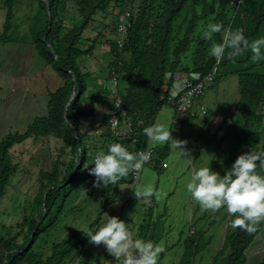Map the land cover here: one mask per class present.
<instances>
[{"label": "rangeland", "instance_id": "rangeland-1", "mask_svg": "<svg viewBox=\"0 0 264 264\" xmlns=\"http://www.w3.org/2000/svg\"><path fill=\"white\" fill-rule=\"evenodd\" d=\"M4 1L0 0V34L5 17ZM38 1H13L10 34L21 42L0 44V141L7 135L24 132L33 118L45 116L49 93L62 85V81L37 56L34 48V36L47 21L46 12L38 7ZM162 1L153 0L152 16L160 11ZM240 1L239 7L229 5L226 9L227 28L240 29L247 34L259 0ZM62 3L64 26H77L81 20L76 15L74 0H62ZM218 3L219 0H189L176 17L172 47L184 34L191 17L196 18L192 43L181 58L183 67L191 70L212 57L210 50L215 44L214 40H204L202 32L209 23H214ZM132 4L135 11L139 1ZM101 14L95 15L82 35V49L91 46V54L78 61L82 73L87 76L88 85L83 98L88 113L81 118L82 145L87 148L86 162L71 185L70 193L65 190L57 200L48 218L51 225L34 245L32 252L44 259L50 253L52 244L66 239L74 231L87 233L97 230L106 222L108 215L128 223L134 239H142L140 228L147 229V237L153 235L152 241L164 249L159 254L158 264H178L187 240L193 245L199 242L202 248L190 264H211L214 256L222 250L225 235L234 229L231 226L234 216L227 212L226 207L216 212L202 210L187 191V183L193 169L210 167L223 175L240 154L260 150L264 143V100L259 109L263 121L258 130L260 138L257 145L249 142L250 145L242 146L243 141L253 138L251 135L238 137L239 132L234 124L239 116L235 114L234 107L239 96L238 73L250 69L252 73L264 75V60L253 62L252 53L247 50L239 56L226 55L220 62L216 61L219 65L217 82L200 98L207 111L205 118L183 125L182 117H179L175 123L174 110L168 105L163 106L154 124H163L172 129L174 139L186 141L183 147L188 153L187 157H182L167 143L168 156L160 163L165 168L156 170L150 163L134 182L130 181L128 175L118 182L119 186L96 188L92 183L95 177L88 172V168L94 166L95 154L101 150L107 151V146L115 142L124 143L129 150L133 147L128 133L119 128L114 134L105 121L110 111L101 98L104 99L112 88L111 81L105 78L111 59L109 45L117 40L115 25L121 10ZM261 36H264V22L259 34L249 41ZM165 144L149 139L153 150H159ZM189 157L191 159H186ZM10 158L15 173L0 200V239H13L19 244L24 239V233L18 235L20 226L30 215L34 198L45 182L41 179V172L51 174L57 170L61 180L69 162L77 159L76 154L64 147L61 140L51 137L30 139L13 147ZM149 185L154 188V195L147 200H138L134 196L135 191ZM39 213H43V210ZM260 225L245 253V264H259L257 260L264 253V221L255 226L254 232ZM65 264H120V260L112 257L103 244L97 246L89 242Z\"/></svg>", "mask_w": 264, "mask_h": 264}, {"label": "trees", "instance_id": "trees-1", "mask_svg": "<svg viewBox=\"0 0 264 264\" xmlns=\"http://www.w3.org/2000/svg\"><path fill=\"white\" fill-rule=\"evenodd\" d=\"M13 1H4L5 17L0 34V44L21 42L18 37L10 34ZM135 1L137 0H74L76 15L81 21L71 28H66L63 23L62 0H45L46 4L41 0L38 1V7L46 12L47 21L44 28L34 36V48L37 56L62 81V85L49 93L45 116L33 118L24 132L7 135L0 141V200L4 196L10 178L15 173V167L10 158V151L13 147L30 139L51 137L61 140L64 147L72 154H76L77 161L76 163L69 162L61 180L57 170L51 174L41 172V179L45 182L34 198L30 215L20 226L18 235L24 233V239L19 244H16L13 239H0V264H65L67 259L82 251L89 243L86 232L74 231L66 239L52 244L50 253L44 259L32 252L34 245L51 225L48 218L57 200L65 190L70 193L71 185L75 183L80 168L86 162L87 148L82 145L81 118L87 116L88 113L83 101L88 85L87 76L82 73L78 61L91 54L92 47L85 46L82 49L81 40L83 32L89 28L96 14L104 15L117 9H120L121 13L125 9L131 11L130 25L122 47L117 45L119 36L116 33V26L119 17L117 19L115 25L117 40L109 45L111 59L107 64L105 78L112 83L113 77L116 76L117 91L120 94V113L124 115L121 119L128 126L130 137L134 140L133 149L130 151L144 150L149 146V138L143 134V129L154 124L156 116L166 105L167 92L164 87L168 88L171 85V80L166 81L164 78L166 73L193 71L206 75L216 67L218 74L219 65L216 64L213 56L203 65L191 70L181 65V58L192 43L196 22L194 16L189 20V25L182 37L172 47L174 22L189 0H163L160 11L154 16H152L153 0H138L139 4L133 11L132 3ZM232 1L219 0L214 11V23L220 22L227 28L226 9L229 5L239 7L241 4L240 1L239 6H232ZM263 22L264 0H259L250 19L249 31L244 34L245 37L248 40L256 37ZM213 40L214 43L221 42V33L214 34ZM217 74L209 89L217 82ZM238 95L234 107L235 114L239 116L234 124L235 130L239 132L238 137L240 138L245 135H251L253 138L247 142L243 141L242 146L250 145V143L257 145L260 138L258 130L263 121L259 109L264 100V75L252 73L250 69L248 72L238 73ZM101 101L110 106L109 111L111 112L113 102L108 98V92L104 99L101 98ZM110 112L105 117L106 122ZM174 114L175 123L179 117H182L183 125H188L198 119L178 115L175 111ZM260 150H264V143ZM168 153L167 143L159 150L154 149L152 168L160 169V163L167 158ZM258 171L264 172V170ZM129 177L131 179L130 174ZM41 209L43 213H39ZM97 222L98 219L94 225ZM260 227L261 225L253 233L242 231L239 228H234L227 233L222 250L214 256L211 264H245V253ZM140 237L152 240L153 235L147 237V229L140 228ZM201 249L199 242L193 245L188 240L185 241L178 264H190L191 259ZM224 251H226L224 257L218 261ZM257 261L259 264H264V253Z\"/></svg>", "mask_w": 264, "mask_h": 264}, {"label": "clouds", "instance_id": "clouds-1", "mask_svg": "<svg viewBox=\"0 0 264 264\" xmlns=\"http://www.w3.org/2000/svg\"><path fill=\"white\" fill-rule=\"evenodd\" d=\"M216 33H221L222 40L211 47L210 54L217 62L226 55L236 57L247 50L251 51L253 62L264 60V36L250 42L242 30L225 28L222 23L215 22L206 26L202 38L211 41ZM122 124L126 132L125 122H121L117 130ZM143 134L153 142L170 144L182 157L188 156L183 147L186 141L174 139L172 129L163 124L147 126ZM148 160L149 155L143 151H130L122 142L111 143L107 151L95 154L94 166L88 168L89 175L95 177L93 187L119 186L122 178L141 170ZM258 170H264V150H249L240 154L223 175L210 167L193 169L187 191L202 210L216 212L226 207L227 212L234 216L231 226L251 233L258 223L264 221V172ZM153 195L154 188L150 185L134 193L138 200H147ZM107 217L97 230L87 232L90 243L103 244L112 257L120 260V264H158L159 254L164 251L162 247L152 240L134 239L128 223L116 216Z\"/></svg>", "mask_w": 264, "mask_h": 264}, {"label": "built area", "instance_id": "built-area-1", "mask_svg": "<svg viewBox=\"0 0 264 264\" xmlns=\"http://www.w3.org/2000/svg\"><path fill=\"white\" fill-rule=\"evenodd\" d=\"M240 0H233L232 6H239ZM131 17V11L125 9L119 15V22L116 26V33L119 36L117 40L118 47H122L125 42L127 29L129 27ZM195 73V75H193ZM216 76V67L206 75H201L198 72H168L165 74V80H171V85L166 90L167 95L165 98L166 105L170 106L178 115H187L189 117L204 118L207 114L205 107L199 102V98L213 85ZM108 98L112 100L111 112L107 119V125L112 131H116L117 128L123 122L124 115L120 113V94L117 91L116 76L112 79V88L108 91ZM122 118V119H121ZM126 132L130 133L128 126L126 125ZM132 145L134 146V140L130 138ZM143 151L149 155V160L143 165L142 169L149 165L153 159V150L148 146ZM161 168H165L162 164ZM141 169V170H142ZM141 170L130 173L131 180L134 182Z\"/></svg>", "mask_w": 264, "mask_h": 264}, {"label": "water", "instance_id": "water-1", "mask_svg": "<svg viewBox=\"0 0 264 264\" xmlns=\"http://www.w3.org/2000/svg\"><path fill=\"white\" fill-rule=\"evenodd\" d=\"M42 1V3H44V4H46V2H45V0H41ZM47 13H48V10H47ZM49 14V13H48ZM73 97V93H72V95H71V98ZM70 98V99H71ZM66 112V111H65ZM65 112H64V115H65ZM31 238V237H30Z\"/></svg>", "mask_w": 264, "mask_h": 264}, {"label": "crops", "instance_id": "crops-1", "mask_svg": "<svg viewBox=\"0 0 264 264\" xmlns=\"http://www.w3.org/2000/svg\"><path fill=\"white\" fill-rule=\"evenodd\" d=\"M120 128L123 129V131H125V126H124V124H122V126H121Z\"/></svg>", "mask_w": 264, "mask_h": 264}]
</instances>
